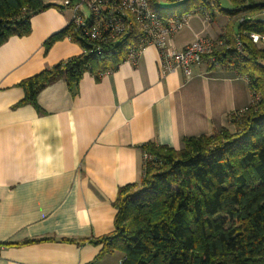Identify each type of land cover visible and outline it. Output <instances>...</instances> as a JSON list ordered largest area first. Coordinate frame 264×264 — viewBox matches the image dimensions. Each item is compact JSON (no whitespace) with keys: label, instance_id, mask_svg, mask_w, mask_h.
Wrapping results in <instances>:
<instances>
[{"label":"crops","instance_id":"obj_1","mask_svg":"<svg viewBox=\"0 0 264 264\" xmlns=\"http://www.w3.org/2000/svg\"><path fill=\"white\" fill-rule=\"evenodd\" d=\"M215 9L210 20L191 14L173 47L223 36ZM67 11L34 14L28 35L0 46V264H119L121 252L101 255L103 245L87 241L114 231L119 188L142 177L140 146L180 149L185 137L229 127L230 114L251 102L248 79L231 65L206 57L190 77L180 69L162 75L150 45L99 77L85 73L73 90L56 80L39 92L38 107L17 105L21 81L83 51L70 38L45 50L71 22Z\"/></svg>","mask_w":264,"mask_h":264},{"label":"trees","instance_id":"obj_2","mask_svg":"<svg viewBox=\"0 0 264 264\" xmlns=\"http://www.w3.org/2000/svg\"><path fill=\"white\" fill-rule=\"evenodd\" d=\"M229 2L231 9H222L219 0L209 7L238 23L237 32L224 36L229 47L214 54L248 79L255 100L230 114L233 131L221 127L185 137L180 149L154 141L140 146L146 155L142 177L119 188L114 231L87 241L102 244L101 255L119 251L122 264H264V48L250 37L264 35V0ZM53 6L0 0V46L28 35L31 17ZM65 38L83 51L21 81L25 96L17 105L38 107L39 92L56 80L73 90L85 73L99 77L128 57L129 37L103 44L97 54V43L71 22L45 41V50Z\"/></svg>","mask_w":264,"mask_h":264},{"label":"built area","instance_id":"obj_3","mask_svg":"<svg viewBox=\"0 0 264 264\" xmlns=\"http://www.w3.org/2000/svg\"><path fill=\"white\" fill-rule=\"evenodd\" d=\"M212 1L199 0V5L188 13L171 17L156 12L151 6L152 0H57L53 3L61 9L72 11L71 23L83 29L85 35L97 43V54H101L103 44L129 37L126 45L128 58L135 59L141 50L152 45L158 50L162 75L180 69L190 77L192 68L201 64L206 57L213 65L219 64L215 50L229 47L224 35L218 39L198 38L180 50L171 43L173 35L185 26L191 14L200 13L206 20L211 19L209 7ZM250 37L256 44L264 40V35L256 33ZM236 48L243 50L240 41L236 42Z\"/></svg>","mask_w":264,"mask_h":264},{"label":"rangeland","instance_id":"obj_4","mask_svg":"<svg viewBox=\"0 0 264 264\" xmlns=\"http://www.w3.org/2000/svg\"><path fill=\"white\" fill-rule=\"evenodd\" d=\"M48 1H50V0H48ZM194 1L195 0H187L185 2H180V1H177V0L176 1H171V0H157L156 3L152 2L151 3V6L160 15L165 16V17H171V16H178V15H181V14H184V13L189 12V10L194 7L193 6ZM219 1L221 2L220 3V7L222 9H231L232 8L229 0H219ZM198 3H199V0H198ZM216 9L215 10H216L217 19H216V22L214 24V27L215 28H219V30L222 29L223 27L226 28V31L227 32L223 31L225 33L223 35L225 37L229 38V35H228L229 33L237 32V30H238V23L237 22L233 23V21H231L233 19L227 21L228 23L223 22V19L219 15V12H220L219 9L220 8L219 7H216ZM70 13H72V12L67 11L66 14L69 15ZM217 38H219V37H214L213 39H217ZM258 46L264 48V40L263 41H260L258 43ZM253 100H255V98L252 95L251 102ZM229 128L232 131L234 130V127L231 125V123L229 124Z\"/></svg>","mask_w":264,"mask_h":264}]
</instances>
